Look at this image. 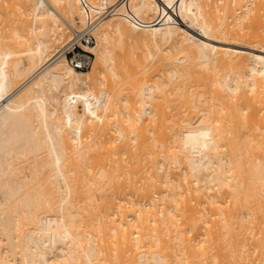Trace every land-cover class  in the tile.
I'll list each match as a JSON object with an SVG mask.
<instances>
[{"label":"bare ground","instance_id":"bare-ground-1","mask_svg":"<svg viewBox=\"0 0 264 264\" xmlns=\"http://www.w3.org/2000/svg\"><path fill=\"white\" fill-rule=\"evenodd\" d=\"M0 264H264V0H0Z\"/></svg>","mask_w":264,"mask_h":264},{"label":"built area","instance_id":"built-area-1","mask_svg":"<svg viewBox=\"0 0 264 264\" xmlns=\"http://www.w3.org/2000/svg\"><path fill=\"white\" fill-rule=\"evenodd\" d=\"M92 29V26H89L84 31H77L67 45L70 62L76 68L88 69L93 64L94 55L80 44L81 42L88 44L95 42Z\"/></svg>","mask_w":264,"mask_h":264},{"label":"rangeland","instance_id":"rangeland-1","mask_svg":"<svg viewBox=\"0 0 264 264\" xmlns=\"http://www.w3.org/2000/svg\"><path fill=\"white\" fill-rule=\"evenodd\" d=\"M78 108L81 110L82 109V103L79 101L78 102Z\"/></svg>","mask_w":264,"mask_h":264}]
</instances>
